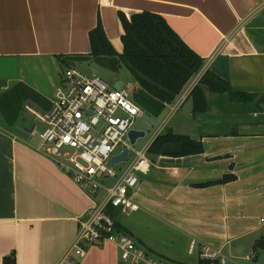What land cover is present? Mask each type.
<instances>
[{"label":"crops","instance_id":"0c3cea01","mask_svg":"<svg viewBox=\"0 0 264 264\" xmlns=\"http://www.w3.org/2000/svg\"><path fill=\"white\" fill-rule=\"evenodd\" d=\"M143 12L161 16L204 61L181 95L156 117L168 112L172 124L153 139L170 131L199 144L201 152L184 154L183 148L180 155H149L151 171L138 175L131 194L139 206L131 214L134 221L121 223L113 209L110 215L130 237L137 223L159 224L168 241L185 246L193 238L222 250L251 238L253 250L264 249V104L234 103L203 88L206 110L194 113L193 102L192 113L182 112L207 71L236 91L264 95V0H0V58L16 61V76L6 79L0 95L23 84L47 97L62 73L58 57L89 55L88 35L98 21L122 54L119 14L130 18ZM89 63L94 62L81 64ZM107 82L112 87L126 83L120 76ZM46 99L50 108L51 98ZM21 114L10 125L0 115V264L11 255L14 264H63L72 258L78 221L92 202L34 151L35 125L19 127ZM227 175L234 179L220 183ZM78 257L72 264H119L117 247L109 242L89 245Z\"/></svg>","mask_w":264,"mask_h":264},{"label":"built area","instance_id":"2783aa9c","mask_svg":"<svg viewBox=\"0 0 264 264\" xmlns=\"http://www.w3.org/2000/svg\"><path fill=\"white\" fill-rule=\"evenodd\" d=\"M132 88L133 83L127 82L115 89L99 75L70 66L61 73L47 111H38L29 104L23 109L45 126L38 133L39 143L34 151L50 160L92 202L78 221L73 244L78 256H83L89 245L109 242L117 247L124 263L172 264L142 249L116 228L106 212L110 207L121 215L137 213L139 206L131 194L138 184V175H147L152 167L148 154L151 143L136 151L127 137L134 130L135 119L143 114L132 100ZM125 150V162H111ZM117 165L123 166L117 169ZM186 253L194 258V264H242L193 238L187 242ZM71 260L67 256L63 264H72Z\"/></svg>","mask_w":264,"mask_h":264},{"label":"trees","instance_id":"16d2710c","mask_svg":"<svg viewBox=\"0 0 264 264\" xmlns=\"http://www.w3.org/2000/svg\"><path fill=\"white\" fill-rule=\"evenodd\" d=\"M119 18L124 32L121 37L122 54L118 55L115 52L98 21L97 26L88 35L89 55L59 56L58 59L62 66L67 67L91 60L111 72L125 68L133 83L131 92L133 102L143 112L156 118L166 105L172 104L177 96L181 95L201 71L204 61L187 47L161 16L143 12L130 18L119 14ZM203 88L213 94H226L234 103L253 104L257 107L264 104V95L259 97L236 91L228 82L207 71L190 93L193 97L194 113L206 110ZM25 102H32L45 110L49 109L48 101L25 85L17 84L0 95V115L8 125L17 120ZM172 142L181 143L185 150L184 154L201 152L199 144L166 131L153 140L148 148V154L157 156L164 144ZM233 179L234 176L227 175L220 183H227ZM108 209L113 208L108 207L106 210L110 215ZM115 225L121 231L116 221ZM260 244L258 243V246ZM4 264H14V256L4 259Z\"/></svg>","mask_w":264,"mask_h":264},{"label":"rangeland","instance_id":"374dc122","mask_svg":"<svg viewBox=\"0 0 264 264\" xmlns=\"http://www.w3.org/2000/svg\"><path fill=\"white\" fill-rule=\"evenodd\" d=\"M75 67L84 73L99 75L106 81H110L111 78H113V76L116 77L120 76L124 81H126L125 84H127V82H132L129 73L123 67L120 70H118L117 73H115L116 75L109 73L107 69H104L94 63L92 64L77 63ZM65 68H67V66H62V68H60L58 72L60 71L63 72ZM60 74L58 73L57 75L58 77V81L56 83L57 85L60 80ZM53 90L54 87L48 92L46 91V96L48 98L52 97ZM34 92L47 101L46 99L47 97L41 96V94H39L36 91ZM26 104L31 105L38 111L42 109L41 106H38L32 102H28ZM20 113L23 114L20 115V119L18 120L19 127L29 128L32 125H35L37 135H34L30 138L32 139L33 143L37 145L39 143L38 133L44 130L45 126L40 124L38 121L34 120L30 115L26 114L23 109V106ZM169 116L170 115H168V112H165L162 116L156 119L143 112V114L140 117L136 118L132 126V129L143 131L145 135L143 138H138L135 141V144L133 145V149L136 151L142 150L152 141L157 130L163 128V126L164 129L168 128L172 124V122H170L171 118ZM119 150L120 148H118L117 151ZM122 166L123 165H117L116 168L120 169L122 168ZM133 218L134 216L131 215H121L120 222L123 223L126 222L127 220L131 221V219ZM132 221H134V219ZM136 222L133 223L135 224ZM136 227H137V232L132 233L133 235L131 237L142 249L151 253L152 256L161 257V255H164L170 258L169 260L173 261L172 264H194V258L188 256L186 253L187 245L185 246L184 243L182 244V242H180L179 240L168 241L164 235H169V233L166 231L161 232L162 234H164L162 235L160 233V229L162 227L159 224L154 225V227L152 225H148V227H143V226L141 227L140 223H137ZM251 242H252L251 238L250 239L244 238L241 240L232 241L228 245H225L221 251L222 253L228 256L238 259L242 264H264V249L253 250L251 247ZM252 252L254 253L255 257L250 258V254ZM117 254H118V263L127 264L121 261L120 253L118 249H117ZM72 257L74 258V260H76V262L77 260L78 261L80 260L76 251H74ZM246 257L249 258L250 260L248 261L245 260L244 258ZM161 258L165 259V257H161Z\"/></svg>","mask_w":264,"mask_h":264},{"label":"water","instance_id":"95a60500","mask_svg":"<svg viewBox=\"0 0 264 264\" xmlns=\"http://www.w3.org/2000/svg\"><path fill=\"white\" fill-rule=\"evenodd\" d=\"M16 76V61L13 58H0V87H4L6 79ZM122 83H120L121 86ZM115 89H119L116 85ZM193 111V97L190 96L188 101L185 103L182 112L185 114H190ZM145 133L138 130H130L127 137L131 146L135 144L138 138H143ZM183 151V146L180 143H166L160 149L161 156L167 155H180ZM127 150L123 151L122 154L114 156L111 159L112 163L125 162Z\"/></svg>","mask_w":264,"mask_h":264}]
</instances>
